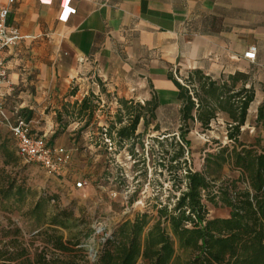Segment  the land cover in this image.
<instances>
[{
	"label": "crops",
	"instance_id": "obj_1",
	"mask_svg": "<svg viewBox=\"0 0 264 264\" xmlns=\"http://www.w3.org/2000/svg\"><path fill=\"white\" fill-rule=\"evenodd\" d=\"M8 4L0 0L1 6ZM8 24L24 38L2 54L9 84L0 86V144L13 139L9 127L24 117L50 146L68 149L72 161L84 155V130L92 124L76 112L91 86L97 110L107 95L127 101L128 107L155 102L161 128L170 109L178 114L177 126L184 123L189 93L196 102L191 128L202 127L198 112L206 99L216 106L210 97L219 95V89L207 92L210 82L226 85L224 97L252 90L240 140L264 137V122L257 121L264 105V0H13ZM252 46L257 48L254 62L244 58ZM208 122L226 133L235 125L220 109ZM12 142L8 153L16 159ZM13 166L0 148L4 177L19 179L20 174L8 172ZM6 180L1 186L9 185ZM226 209L227 215L215 218H228Z\"/></svg>",
	"mask_w": 264,
	"mask_h": 264
},
{
	"label": "trees",
	"instance_id": "obj_2",
	"mask_svg": "<svg viewBox=\"0 0 264 264\" xmlns=\"http://www.w3.org/2000/svg\"><path fill=\"white\" fill-rule=\"evenodd\" d=\"M179 87L183 88L182 85ZM218 89L217 98L210 97L217 107L206 99L204 110L198 112V120L203 121L202 127L208 128V121L216 116L217 110L228 111L235 122L228 128V139L234 144L232 148L224 147L217 153L207 154L202 172L186 168L179 178V196L173 203L154 205L152 211L140 212L134 219L119 224L92 260L82 249L65 240L63 230L68 229L74 212L61 209L50 213L47 210L49 201L40 197L28 213L37 222V229L52 228V244L49 245L40 232L28 242L14 222L9 220L7 225L0 222V264H264V148L259 150L257 146L246 145L240 140L241 126L245 125L254 94L252 90H241L224 97V92H228L225 91L226 85L217 88L214 82L206 88L211 95ZM194 95L199 98L196 92ZM96 100L94 94L86 96L79 104L76 116L92 118L98 108ZM185 102L184 124H192L195 122L192 112L196 102L189 93ZM120 103L130 112L127 101ZM199 103L198 109L202 106ZM137 107L139 113L132 115L128 124H123L124 119L120 116L119 128L112 124L107 129L108 139L124 142L139 136L137 130L145 119L143 113L156 109V104L152 101L144 106L137 104ZM257 121L264 122V105L258 110ZM144 123L147 126L148 122ZM186 135L183 128L181 139L189 146ZM0 148L8 162L15 161L8 153V141L1 143ZM184 157V146L177 143L169 160L170 168L175 170L181 166ZM225 164L241 170L249 189L235 197L229 190L223 191L221 201L230 209V215L228 218H211L206 202L215 207L219 203L210 191V177L220 174ZM5 179H9V185H0V205L10 201L11 208H20L26 189L16 186L14 178ZM37 239L43 246L30 244H35Z\"/></svg>",
	"mask_w": 264,
	"mask_h": 264
},
{
	"label": "rangeland",
	"instance_id": "obj_3",
	"mask_svg": "<svg viewBox=\"0 0 264 264\" xmlns=\"http://www.w3.org/2000/svg\"><path fill=\"white\" fill-rule=\"evenodd\" d=\"M94 83V89L100 90L98 82ZM91 89L92 86L86 89L88 96L92 93ZM106 98L104 106L90 118L91 129L84 130L81 144L84 155L72 161L67 168L68 173L60 177L48 175L40 166L27 163L19 155L13 168L8 169L12 174H20L19 179H14L26 189L25 200L20 203V208H11L10 201L0 205V222L3 225H7L9 220L14 222L28 242L40 232L39 235L49 245L52 244V228L37 229V222L28 213L40 197H45L49 201L47 210L50 213L61 209L74 212L75 216L68 223V229L63 230L65 240L82 249L93 260L105 234L114 231L122 222L134 219L140 212L152 211L154 205L173 203L179 196V178L183 176L186 168L202 172L207 154L217 153L224 147L232 148L234 144L227 138L226 128L212 129L196 125L191 128L188 122L186 125L180 122L178 127V114L172 109L164 112V127L161 128L157 123L158 116L161 115L153 108L148 113H143L145 119L138 127V137L124 142L111 140L110 147L106 142L107 129L112 124L119 128L120 116L124 119L123 124H128L129 118L139 113V108L137 105H130L128 112L116 97L107 95ZM119 106L122 108L118 109ZM181 120L184 121L183 114ZM144 121L148 122L147 126ZM254 127L257 128L255 124ZM183 128L187 132L189 146L181 139ZM186 128L190 129L187 131ZM7 141L8 146L14 148L13 139L8 138ZM243 141L246 145L257 146L259 150L264 148V137L256 140L255 137L248 136L243 137ZM177 143L184 146L185 157L181 166L173 170L169 160ZM5 172L0 167V185L6 180ZM210 179V191L219 203L215 207L206 202L211 218L227 215L229 212L226 204L221 201L223 191L229 190L231 196L235 197L237 193L249 189L241 170L231 164H225L222 172ZM83 180L87 181L86 187L77 189L76 182ZM34 243L30 244L43 246L40 239Z\"/></svg>",
	"mask_w": 264,
	"mask_h": 264
},
{
	"label": "built area",
	"instance_id": "obj_4",
	"mask_svg": "<svg viewBox=\"0 0 264 264\" xmlns=\"http://www.w3.org/2000/svg\"><path fill=\"white\" fill-rule=\"evenodd\" d=\"M13 0H9L8 5H0V86L9 84L8 71L3 59L4 50L14 46L24 37L8 24L10 5ZM257 48L252 46L244 54V58L254 62L256 60ZM99 88V86H97ZM0 115H4L0 107ZM9 130L15 141L17 155L27 163H33L40 166L48 175L62 176L64 171L72 162V154L65 147H53L47 142L46 136L37 135L33 131L32 121L20 117L15 124L10 125ZM106 130V129H105ZM109 146L112 141L106 138ZM87 181L76 182L77 189H84ZM110 235L105 234L101 243L105 242ZM97 254H95L94 259Z\"/></svg>",
	"mask_w": 264,
	"mask_h": 264
}]
</instances>
